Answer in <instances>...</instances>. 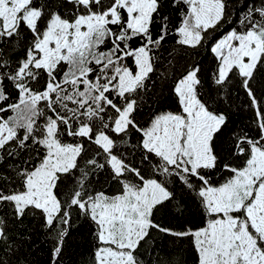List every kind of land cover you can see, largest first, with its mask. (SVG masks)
Here are the masks:
<instances>
[{"label":"snow or ice","instance_id":"6c2138e0","mask_svg":"<svg viewBox=\"0 0 264 264\" xmlns=\"http://www.w3.org/2000/svg\"><path fill=\"white\" fill-rule=\"evenodd\" d=\"M0 264H264V0H0Z\"/></svg>","mask_w":264,"mask_h":264},{"label":"trees","instance_id":"16d2710c","mask_svg":"<svg viewBox=\"0 0 264 264\" xmlns=\"http://www.w3.org/2000/svg\"><path fill=\"white\" fill-rule=\"evenodd\" d=\"M226 30V29H225ZM205 63H207V60L205 61ZM26 223H27V221H26ZM81 249H77V251H80ZM37 258L38 259H44V256H43V254H38V256H37Z\"/></svg>","mask_w":264,"mask_h":264}]
</instances>
